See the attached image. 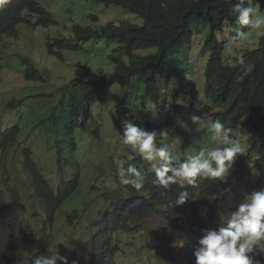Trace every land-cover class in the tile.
I'll return each instance as SVG.
<instances>
[{
  "label": "trees",
  "instance_id": "trees-1",
  "mask_svg": "<svg viewBox=\"0 0 264 264\" xmlns=\"http://www.w3.org/2000/svg\"><path fill=\"white\" fill-rule=\"evenodd\" d=\"M94 1L100 5L123 6L128 12L141 17L144 24L112 21L99 29L80 25L73 28V38H47L48 53L61 60L64 51H84V45L93 40L102 41L109 47L116 46L109 58L115 69L112 74L101 71L98 77L93 78L77 76L66 87L58 106V114L51 116L56 127L65 134L63 140L61 135L58 136L57 156L55 146L50 149L38 140L30 147L20 150V142L26 139L21 122L11 123L4 130L0 129V230H11L0 236V239L8 243V246L0 250V264H34L39 256L56 254L53 242L65 229V225L57 222L59 213L67 202L79 198L82 192L74 186L64 184V179L55 178V175L62 178V174L68 172L66 168L74 163L73 157L77 155V151L73 131L76 130L75 123L79 113H89L92 109L91 118L97 119V109H103L106 99H109L107 106L113 100L118 101L116 115L122 110L127 112L134 103H145L146 99H151L152 111L158 112L149 115L151 124L160 130L165 128L176 142H180L184 150L195 146L191 135L187 133L188 116L203 117L208 113L210 118L219 119L225 127L231 128L233 137L243 132L248 139L247 156L250 158V155L255 154L250 163L264 176V35H261L257 48L237 56L233 54L234 61L230 60L225 48L239 33L235 30L236 17L230 13L231 6L239 0H186L177 3L175 10L167 8L172 11L173 16L166 13L165 9H159L151 0ZM22 9H29L41 16L35 26L49 27L53 24L49 15L39 8L38 0H26ZM167 16L173 19L169 20ZM20 23L32 24L31 17L22 18L20 11L13 16L14 33ZM56 25L57 21L53 26ZM227 28H231L228 33L230 38L225 39ZM205 31L208 32L206 51L210 58L203 79L205 85L200 91L196 88L194 74L187 73V68L181 67V64L188 58L195 39ZM217 33H220L222 40L216 36ZM25 58L21 59L22 63L28 60ZM33 73L39 75L42 72L30 65L26 78L30 80ZM107 112L109 115L113 114L112 109ZM89 123L84 127L88 129ZM181 137H185V143ZM18 151L23 154L19 162L15 158ZM40 154L48 159L40 162ZM186 154L189 152L186 151ZM55 165H58V169L49 171ZM14 167L21 169L18 174L13 171ZM253 172L248 171L250 174ZM239 182L248 187L246 180L240 179ZM24 187L28 193L26 198L36 200L37 209L41 211L40 215L35 216L41 219L31 232H28V220L33 207L25 204L23 195L19 192ZM253 189L249 190L248 195L254 192ZM178 193V190L171 189L165 197L152 198L149 203L139 206L145 208L156 203L161 207L155 212L172 219L168 237L173 236L179 227L177 222L186 216L183 205L173 208ZM128 198L124 196L116 199L114 204L117 208L112 212L125 209ZM81 207L82 202L71 208L70 216L75 217ZM137 210L139 208L132 210L133 214ZM208 221L209 217L197 219L193 231L199 233L203 228H212L213 225H209ZM100 228L105 229L98 232L94 240L91 238L86 241L85 263L115 264V251L108 245L110 238H125L129 229L110 226L106 222L95 232ZM100 239L103 240L102 246L98 243ZM187 242L190 244V240ZM191 246L192 244L190 250ZM26 251L30 261H17V254ZM261 255L264 256V253ZM180 257L184 264L195 256L194 252L183 251Z\"/></svg>",
  "mask_w": 264,
  "mask_h": 264
},
{
  "label": "clouds",
  "instance_id": "clouds-1",
  "mask_svg": "<svg viewBox=\"0 0 264 264\" xmlns=\"http://www.w3.org/2000/svg\"><path fill=\"white\" fill-rule=\"evenodd\" d=\"M25 1L26 0H0V44L3 43V39L9 40L16 36H19L18 28L22 25L28 26L32 29H37L40 27L49 29L51 27L59 26V22L55 19L51 11L42 4L43 0H38L39 8L42 9L47 15H49V17L53 20V24H51L49 27H45L42 25L35 26L41 20V16L39 14L32 13L29 9L23 10L22 7ZM182 1L186 0H151V2L155 6L162 10L165 9L164 11L171 16H173V13L169 9H174V6ZM103 6L108 8L120 5L103 4ZM19 11L22 18L30 16L32 24H17L16 32L14 33L12 18L13 16L15 17ZM125 12L127 13L128 10H126ZM230 13L236 17L237 27L235 30L239 31V33L232 38L231 42L226 44L225 48L227 55L228 51H230V48L228 47L229 44L245 41L247 40L248 35H254L256 33H258L260 37L261 35H264V0H239L238 3H235L231 6ZM130 14L141 18L136 14ZM98 18V16L93 17L94 21L96 22H98ZM167 18L169 20L173 19V17L170 16H167ZM56 21L58 22V25L53 26ZM130 22L135 23L133 21ZM80 25L83 26L82 24H75L72 27V32L73 28L79 27ZM230 31L231 28H228V30L226 31L227 36H225V39L230 38L228 35ZM205 33L206 31L202 34ZM219 35L220 33L216 34V36L222 40L221 35L220 37ZM49 36L73 38L75 35L74 33L71 37H67L64 35H48L46 37V43ZM200 37L198 39H200ZM207 37L208 34L204 39L203 47L205 48V50ZM260 37L255 41L253 46L249 48V50L257 48ZM198 41L199 40L195 39L192 46L194 47L193 50L195 49L196 43ZM90 42L97 41L93 40ZM88 43L84 45V50ZM193 50L190 51L188 58L185 60L184 64H181V67L187 68V73L191 72V74H194V78L196 80V73L198 72L196 71V66L198 64V60L192 59ZM81 51H83V49L79 50L78 52ZM64 52L62 60L57 57H53L48 53V51L47 54L50 57L56 58L60 61H64ZM202 52L203 53L201 55V58H204V61L206 63L202 70L203 72L200 81L201 85L196 82V88L200 91L205 85L203 79L205 78V70L210 58V54L207 53V51ZM242 53L244 52L240 53L239 51H236L234 55L237 56ZM229 57L231 61H234L232 55ZM25 59H28L25 63L23 62L26 66V71L21 75L24 76L27 82L37 80L35 77L36 75L38 76L37 78H41L40 80L42 81L43 77L41 73H39V75L37 73H33L30 80L26 78L29 66L33 65L35 68L37 67L34 65L32 59ZM3 69V57L0 55V72H2ZM101 71L102 70H98L99 75ZM105 74L108 73L105 72ZM99 75L95 74L93 77H98ZM108 100L105 101L103 108L106 107V111L112 109L113 114H110V116L107 112V120L105 118L103 119L106 121L107 125L116 128V130L107 131L106 127L103 124L100 125V128L103 130L102 134H104L107 139H112L114 140V143H116V140L119 138V140H122L123 142V147H116L117 150L122 149L119 154H123V159L120 163H123L124 171L123 169L120 170L119 178L120 183L124 185L127 194L120 197H129L128 201L125 202L126 208H120L117 212L113 213L112 210L117 208L114 203L119 197L113 200L112 198H106L104 196L98 195V191L96 190L97 183L103 180L102 176L103 174H105V170L102 166L94 167V161H86L87 156H93V151L91 153L89 151L86 152L79 145V140L84 134L83 131H85L87 128L84 126H78L77 122L75 123L76 130L73 131L77 151V155L73 157L74 163L66 168L68 172L65 175L62 174V178L55 175V178L64 179L62 180L64 181V184L74 186L75 189L84 193L91 201L89 203L86 202L88 203V205L91 203H96L100 199H103L105 203L107 201L111 202L113 207H105L104 215L99 217V214L96 217L97 222H100L101 225L99 224L92 227L94 234L92 235V240H94V237L98 232L103 231L105 228H100L97 232H95V230L98 227L105 225L106 222H108V225L110 226H124L129 229L126 237L137 236L136 234L131 233L136 230H140L141 228L139 223L133 225L135 220L138 218L141 210H137L136 214H133L132 210H134L135 208L142 209V207H139L142 203H149L152 198L165 197L169 190L175 189L176 191L178 190L179 193L177 199L175 200V206H173V208L177 205H183V212L186 214V216L181 217L184 221V224L179 226L178 229L175 230L173 236H175L178 233V230H180L179 232L182 237L183 233L187 229L191 234V237L196 238L195 242L190 241V244H192L191 250L190 244H188V242L186 241L189 246L188 251L194 252L196 264H261L260 261L250 256L252 254H258L261 258L264 259V256L261 255L262 253H264V190L258 191L259 189L257 188L256 184L251 186V183L253 181H250V179H247L244 176L246 171L242 169L243 164L234 162L235 157L238 154H242L243 149L238 140L231 135L232 129L225 127L224 123H222L219 119L210 118L208 113H205L203 117L193 116L192 121L197 125V131L202 128H205L204 130H207L206 128H210V130H207L205 137L206 140L211 143V146L206 147L205 143L200 139L201 135L196 136L195 133L192 132L190 124L187 122V133L191 135V141L195 144V146L184 150L180 142H176L173 136H171L165 128L160 130L153 124H151V118L149 117V115L151 113L158 114L157 111H152L151 109V107L153 106L150 104L152 102L151 99H146L145 103H134L127 112L122 110V112L118 115H116V102L118 101L113 102L115 101L113 100L109 103V106H107ZM12 103L14 104L11 106ZM6 105H8V107L12 109L16 108V110L19 111L15 114H20L22 112V108H19L20 105L18 104L15 96H13L12 99L6 103ZM111 105H114V107L110 108ZM58 106H60V102ZM102 110L103 109H97V112H99V116L101 115ZM90 112L91 114L93 113L92 109H90L89 113ZM0 115L3 120V123L0 125V129L2 130L7 128V126L11 123H17L15 119L16 116L7 115L1 110ZM79 117L80 115H78L77 120ZM91 119L97 120L91 118L90 116L88 119H86L88 120L87 123L90 122ZM91 128L92 127L90 122L88 129ZM61 131L62 133L58 136L63 134V140L65 134L63 130ZM94 132L96 134L98 133V131ZM181 138L183 143H185V137ZM34 141H37V139L32 136L26 138L25 140L20 142V150L30 147V145H32ZM106 144L108 143L105 141L103 144L99 143V146H105ZM109 145L110 147H112L115 144ZM90 147L92 148L90 149ZM86 148H89V150H95L96 146L91 143L90 145H86ZM102 149L103 147L100 148L97 152L101 151ZM186 151L189 152V154H186ZM119 154H116V156H118ZM18 155L20 157H18ZM22 155L23 154L21 151L15 153L17 162L20 161ZM254 156L255 154H252L250 155V158H252L253 160ZM78 162H80V165L78 164ZM248 162L250 163V160H248ZM83 164H85V167H83ZM76 165L77 167L75 168ZM233 165L236 166V169L234 170ZM52 169L58 168L53 167ZM52 169H50L49 171H51ZM95 169L97 171H94ZM20 170L21 169L18 167L13 168V171L15 173H19ZM78 170L80 173L78 172ZM231 172L237 176L236 179L231 176ZM256 172L259 174L258 182L264 180V176H262L261 171L258 170ZM240 179L246 180L248 183V187H245L244 184H241L239 182ZM234 182L237 184V186H239L238 189L236 188ZM251 188H254V192L248 195ZM19 192H21V194L23 195L25 192H27V190L24 187L19 189ZM238 193L240 194L239 199L243 203L238 206L236 211L230 212L231 209H229L228 206L235 199ZM129 200L131 201L129 202ZM86 203H82V207L87 205ZM145 208H148L150 211L155 212V210H158L161 207L156 203H153ZM61 212L59 213L58 218L63 217ZM228 212L230 213L228 214ZM40 213L41 211H39L37 215H40ZM123 213L125 214L122 215ZM68 214L69 216H67ZM71 214L72 212H70L69 209L65 214L66 216L64 215V223H59L58 219L57 222L59 224L65 225V228L70 227V220L73 218L70 216ZM106 214L113 215L111 217H107L105 216ZM121 215L122 217L119 218ZM35 216V219L31 218V220L29 221L30 228L28 229V232H31V229L37 224L39 219H41ZM204 217H209L208 224L213 225V227L206 229L203 228L199 233H195L193 231V228L195 227L194 222L197 219H202ZM104 219L106 222L104 221ZM10 231V228H3L0 230V236ZM120 239L122 241L124 240V238ZM98 243L102 246L103 240L100 239ZM183 245V241H179L174 246L182 247ZM5 246H8L7 241L0 239V250ZM249 251L252 252L248 255L247 253ZM76 258L77 257H75L72 262H74ZM25 260H29V258H26ZM68 261L69 258L67 256L56 252V254L37 257L34 260V264H58V262L59 264H69ZM85 262L82 263L86 264Z\"/></svg>",
  "mask_w": 264,
  "mask_h": 264
},
{
  "label": "rangeland",
  "instance_id": "rangeland-1",
  "mask_svg": "<svg viewBox=\"0 0 264 264\" xmlns=\"http://www.w3.org/2000/svg\"><path fill=\"white\" fill-rule=\"evenodd\" d=\"M42 4L51 11L55 19L59 22V26L49 29L41 27L32 29L22 25L18 28L19 36L9 40L3 39V43L0 44V55L3 57L4 64V69L0 72V110L7 115L16 116V121L21 122L23 126V131L25 133V135H23L24 137L28 138L32 136L44 146L52 149L56 145L57 137L62 131L56 127L54 118L51 116H56L58 114V104L63 99L67 85L77 76L93 77L95 74L99 75L98 70H102L108 74L113 73L115 67L110 63L109 56L113 53L116 46L109 47L106 43L98 41L90 42L86 45L84 51L76 53L64 52L65 60L60 61L48 56L46 50V37L48 35H64L71 37L73 36L72 27L75 24H82L84 26H91L99 29L110 21L120 22L122 20H130L138 25H143V21L141 18L133 16L128 12L126 13V10L121 6L107 8L103 5H97L93 0H43ZM94 16L99 17L98 22L94 21ZM227 30L228 28L226 31ZM207 33L206 31L205 34H201L200 39L197 38L199 41L196 43L194 50V47L191 48V50H193L192 59L198 60L196 66V71H198L196 73V82L199 85H201L202 70L206 63L204 58H201V55L203 53L202 51L206 52L203 45ZM259 37V34L256 33L254 35H248L245 41L229 44L228 47L230 51H228V55L231 56L236 51L241 53L249 50ZM145 53L144 51V54ZM22 57L32 59L34 65L42 72L41 75L44 78L42 81L40 80L41 78H37V75L35 76L37 80L31 82L25 80L24 76L21 75L26 71V66L21 62ZM13 96L17 99L20 105L19 108H22L20 114H15L19 112L16 108L12 109L6 105ZM112 107H114V105H111L110 108ZM105 109L106 107L103 108L97 120L91 119L92 128L83 131L84 134L79 140V145L86 152L89 151L91 153L93 151V156H87L86 161H94V167L102 166L105 170V174L102 176L103 180L97 183L96 190L98 191V195L114 200L115 198L127 194L119 178L120 170L123 169L124 171V168L123 163H120L122 162L123 154H119L122 149L117 150V147H123V142L118 138L116 140L117 142L115 141L116 143H114V140L107 139L106 136L102 134L103 130L100 128L101 124L106 127L107 131L116 130V128L107 125L106 121L103 119L105 118L107 120V111ZM79 115L80 117L77 120V125L83 127L88 121H85L86 117L88 119L92 114L91 112L89 114L80 112ZM188 121L192 132H194L196 136L201 135V141L205 143L206 147H210L211 143L208 142L205 137L207 130H210V128H206L207 130L202 128L197 131V125L192 123V117L190 115L188 116ZM2 123L3 120L0 115V125ZM94 131H98V133L96 134ZM61 136L63 137V134ZM234 138L238 140L243 149L242 154H238L234 162L243 164L242 169L246 171L244 176L250 179V181H253L251 186L256 184L259 189L258 191L264 190V180L258 182L259 174L251 163L246 162L247 159L250 161L252 160V158L247 156L248 145L246 141L248 139L244 137L243 132L237 134ZM105 141L108 144L99 146V143L103 144ZM91 143L96 146L95 150L86 148V145H90ZM109 144L115 145L110 147ZM102 147L105 152L103 149L97 152ZM91 148L92 147H90V149ZM42 149L44 148H40V150ZM115 153L119 155L116 156ZM18 157L20 156L18 155ZM47 159L48 158L44 154L38 156L40 162H44ZM53 167L58 168V166H52L49 169ZM76 167L77 165L75 168ZM83 167H85V164H83ZM234 169H236L235 165H233V170ZM94 171L97 170L95 169ZM248 171L254 172L250 174ZM16 174H18V172H16ZM230 174L236 179V175L232 172ZM21 185H23V181H21ZM235 185L238 189L239 186H237L236 183ZM27 194V192L23 194L24 202L28 206L30 205L33 207V209L30 210L29 222L39 211L37 209L36 200H31L29 197L26 199ZM239 197L240 194L238 193L228 206V208L231 209L230 212L236 211L238 206L243 203ZM130 201L131 200H129V202ZM80 202L89 203L91 201L84 193H81L79 198H74L64 205L63 211L61 212L63 217H59L58 222L64 223V215L66 212L80 204ZM88 203L79 209L77 215L70 220V227L63 229L59 234L60 237L53 242L56 251L69 258V264H83L85 262L84 248L86 246V241L90 240L92 235H94L92 227L100 224V222H97L96 217L99 214V217L104 215L105 207H113L111 202L107 201L105 203L103 199L89 205ZM139 210L141 211L133 225L139 223L141 228L131 233L137 236L125 237L123 241L119 237L110 238V249L115 251L113 263L182 264L180 254H182L183 251L186 252L189 250L186 241L190 240L195 242L196 238L191 237L187 229L182 237L179 232L180 230H178L175 236L168 237L169 224L172 219L169 220L165 215L150 211L148 208ZM230 212H228V214ZM124 214L125 213L122 215ZM112 215L113 214H106L105 216L111 217ZM122 215L119 218H121ZM177 224L179 226L184 224L182 218ZM179 241H183L184 245L182 247L174 246ZM150 251L153 253H150ZM75 257H77L76 260L72 262ZM250 257L264 264V259L258 254H252ZM23 258H30L28 251L18 253L16 256L17 261ZM184 264H196V258L194 257Z\"/></svg>",
  "mask_w": 264,
  "mask_h": 264
}]
</instances>
